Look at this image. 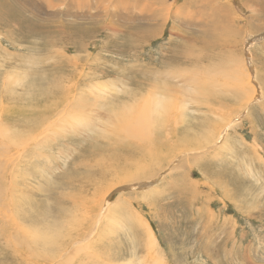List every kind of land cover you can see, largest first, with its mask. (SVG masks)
I'll return each instance as SVG.
<instances>
[{"label": "rangeland", "instance_id": "374dc122", "mask_svg": "<svg viewBox=\"0 0 264 264\" xmlns=\"http://www.w3.org/2000/svg\"><path fill=\"white\" fill-rule=\"evenodd\" d=\"M263 10V0H0V166L27 191L20 224L51 233L63 209L79 220L52 264H264ZM159 92L174 135L158 134L169 142L156 158L200 145L118 183L135 143L111 131L148 110L151 123ZM6 139H29L14 162ZM11 227H0V264H33Z\"/></svg>", "mask_w": 264, "mask_h": 264}, {"label": "bare ground", "instance_id": "6f19581e", "mask_svg": "<svg viewBox=\"0 0 264 264\" xmlns=\"http://www.w3.org/2000/svg\"><path fill=\"white\" fill-rule=\"evenodd\" d=\"M5 1V0H4ZM264 1V0H263ZM3 3V2H1ZM11 3V2H10ZM8 4V3H7ZM13 4V3H11ZM10 4V5H11ZM9 5V4H8ZM18 5V4H17ZM4 6V5H3ZM12 6V5H11ZM16 6V5H15ZM15 6H12L13 8ZM12 8V9H13ZM18 8V7H17ZM11 9V10H12ZM16 9V7L14 8ZM8 10V9H7ZM20 10V9H19ZM18 10V11H19ZM5 11V10H4ZM9 11V10H8ZM264 11V10H263ZM21 12V11H19ZM20 14V13H19ZM22 14V12H21ZM39 30V29H38ZM205 35V34H204ZM203 35V36H204ZM143 37H147L146 35L142 34ZM223 39L224 36L222 37ZM209 42V41H208ZM134 43V42H133ZM206 43V42H205ZM207 44V43H206ZM75 70V69H74ZM73 72V71H72ZM76 73V71H74ZM73 72V74H74ZM72 74V75H73ZM77 74V73H76ZM59 75V74H58ZM71 75V74H70ZM71 75V76H72ZM60 76V75H59ZM75 76V75H73ZM69 77V76H68ZM64 78V77H63ZM67 78V77H65ZM64 78V79H65ZM71 78V77H70ZM58 79V78H57ZM155 79V78H154ZM60 80V78L58 79ZM62 80V79H61ZM167 80V79H166ZM63 81V80H62ZM60 83V82H59ZM57 81L53 82L51 87H60V83L59 84ZM79 84V83H78ZM64 85V84H63ZM66 86V87H65ZM73 86V84H72ZM108 86V85H107ZM126 86V85H125ZM71 87V86H70ZM110 87V86H109ZM75 88V87H74ZM76 89V88H75ZM70 90V88L67 85L63 86V93L68 95V91ZM104 92V91H103ZM60 93V92H58ZM68 93V94H67ZM164 93H158V95L155 96L154 102V108H153V112H154V118L152 120V122L150 123L151 120V116H149V110H148V117H150V120L148 119V117L145 114V118L142 120H139L137 122H133L128 121V123H122V122H118V125L114 127V131H111V136L112 139H121L123 140V142L128 140L127 144L130 142V140H134L135 143V148H133V152L132 155H129L127 158H129L126 162H125V166L122 170V172L120 173V177H122V179L118 180L117 182H122L128 179V177H141V176H145L147 178H151L154 174H155V170L157 166H159V162H165L167 161V159L169 157H173L177 154V151L181 148H187V147H197L200 145V142L198 139H188L186 142L182 143L180 145V142H175L177 145H179V147L173 151V153H171L170 155L166 156L164 154V158L161 159L158 157L156 158V155L159 151L160 145H166L169 141V139H165L166 142H163L164 139H162L163 137L161 136L162 134H164L163 129H165V131L167 132V120H166V114H164L165 112H167L169 106V101H167V98L164 97ZM62 97V96H61ZM172 98V97H171ZM68 99V98H66ZM65 100V99H63ZM74 102L72 101H68L65 103V106H70L71 104H73ZM63 107V108H64ZM128 107V106H127ZM130 107V106H129ZM134 108V107H132ZM47 112H50V108L47 106L46 108ZM127 111V110H126ZM131 111V110H130ZM133 111V110H132ZM121 112V111H120ZM141 112H143L141 110ZM107 113V112H106ZM163 113V115H162ZM100 114V113H98ZM73 114H69V116H71ZM76 116H79V114H75ZM115 115V114H113ZM117 115V116H116ZM116 117H120V115H118L116 113ZM133 115V114H132ZM142 115V114H141ZM101 116V115H100ZM135 116V115H134ZM137 116V115H136ZM139 116V115H138ZM62 117V116H61ZM106 117V116H105ZM112 117V116H110ZM123 117H125L123 115ZM187 115L185 114L184 111H182V119H180V121L183 120L185 121ZM98 118V117H97ZM107 118V117H106ZM101 119V118H100ZM108 119L109 118V113H108ZM114 119V118H113ZM147 119V120H146ZM55 120V119H54ZM53 120V121H54ZM178 120V119H177ZM204 121V120H203ZM187 122V121H186ZM92 123L90 124H84V127L86 128H90L92 129L93 127L95 128V126H91ZM170 124V123H169ZM195 124V123H194ZM201 124H203L201 121L198 122V126H200ZM93 125V124H92ZM168 125V124H167ZM191 125V123H190ZM192 126V125H191ZM204 126V125H203ZM217 126V125H216ZM172 126H169V128ZM190 127V126H189ZM47 128V127H46ZM174 128V127H173ZM187 128V127H186ZM192 128V127H190ZM196 128V127H195ZM208 128V127H207ZM49 129V128H47ZM85 129V128H83ZM177 129V128H176ZM181 129V127H180ZM185 130V128H183ZM174 130V129H173ZM178 130V129H177ZM183 130V131H184ZM191 130V129H189ZM187 128V133L189 134L190 131ZM50 131V130H49ZM182 131V130H181ZM180 131V132H181ZM193 131V129H192ZM82 132V131H81ZM107 132V131H106ZM104 132V133H106ZM113 132V134H112ZM169 135H174V132L168 131ZM104 133L103 136L105 135ZM161 133V137H159L158 134ZM178 133V131L176 132ZM175 133V134H176ZM101 134V135H102ZM109 132L107 133L108 136ZM158 135V136H157ZM181 135V133H180ZM183 135V134H182ZM177 137V136H176ZM175 137V138H176ZM207 139V138H206ZM29 140V139H27ZM27 140H23V139H6L5 142L9 145H5L6 148H9V150L11 152L15 151L14 153H12L11 155L7 156V154L4 152L5 154V158L6 160H4V162L6 163H10V162H14L16 161L18 158L16 156V154H19L20 150L22 149V147L25 148V141ZM176 141V139H175ZM178 141V140H177ZM185 141V140H184ZM179 143V144H178ZM225 144V143H224ZM223 144V145H224ZM174 145V144H173ZM174 147V146H173ZM167 149V148H165ZM169 149V148H168ZM3 150V144H0V152ZM162 151V149H161ZM160 151V152H161ZM167 152V151H166ZM158 156V155H157ZM160 156V155H159ZM162 156V155H161ZM163 157V156H162ZM151 158V161H149L148 163H154L152 165H148L147 160ZM155 163L158 164L155 166ZM184 166V165H183ZM8 171H6V168L4 166H0V227L5 228V224L7 222H11L12 223V227L11 229H15L19 235L23 234L25 240L19 242L18 244V248H24L22 250V252H27L33 255L38 256L39 258H36L34 260L33 264H41L40 261L41 260H48L47 264H52L53 261L55 260V258L59 255L61 256V253L57 254L58 252H61L63 250V248L68 247L67 242H64L65 247H63L60 251H58V246H60V241L65 238L67 236V233L65 234V228H67L70 226V224H73L74 222L79 223V220L77 219L76 215H72V211L74 209H70V213H66L67 211H65V209L60 210V213H62L63 218L65 219V224L62 225L61 228H57V230L55 231V229H53L51 231V233H38L35 232L34 230H32L30 227L28 228L27 226L24 227L22 224H20V219L24 214V210H26L24 205L20 204V198L22 196L23 193H26L27 191L24 190L23 192L17 187L16 184H13V181H10V176L7 173ZM151 181V180H150ZM116 184V182L114 183ZM77 203H75L76 205ZM83 205V204H82ZM82 205H79L77 209H80L82 207ZM74 207V206H73ZM29 209V207H28ZM31 209H33L31 207ZM29 210H27L28 212ZM32 212V211H31ZM90 214V213H89ZM31 222L34 221V219H29ZM94 220H92V222L87 221V225L88 228H90L93 224ZM3 229V232H4ZM39 238H37L38 236H40ZM28 237V238H27ZM62 237V238H61ZM61 238V240H60ZM72 240H70L71 243ZM70 245V244H69ZM91 245V244H90ZM81 247L77 249L78 251H81ZM86 250V249H85ZM83 251V250H82ZM88 253V251H87ZM74 254V253H73ZM77 254V253H76ZM78 255V254H77ZM58 256V257H59ZM65 256V255H64ZM63 256V257H64ZM74 256V255H73ZM57 257V259H58ZM70 256H65L66 260H70ZM64 259V258H63ZM72 260V258H71ZM63 263V262H62ZM61 263V264H62ZM25 264H32L30 262H26ZM57 264V263H56ZM81 264V263H80ZM86 264V263H85Z\"/></svg>", "mask_w": 264, "mask_h": 264}]
</instances>
